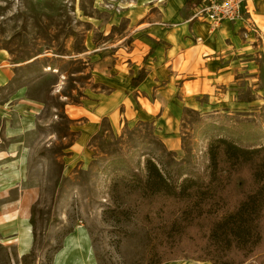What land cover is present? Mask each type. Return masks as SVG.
<instances>
[{
  "label": "rangeland",
  "instance_id": "374dc122",
  "mask_svg": "<svg viewBox=\"0 0 264 264\" xmlns=\"http://www.w3.org/2000/svg\"><path fill=\"white\" fill-rule=\"evenodd\" d=\"M130 3L0 0V52L13 72L11 84L0 91V159L5 158L0 160V264L20 261L15 246L4 239L7 212L35 193V264H52L77 228L87 232L96 264H154L153 248L161 259L166 253L172 258L162 264H212L197 261L202 242L196 231L189 233L194 240L187 238L172 253L159 249L165 244L155 238L171 212L156 216L157 204L144 206L127 178L131 170L144 172L149 158L157 164L163 160L172 172L179 165L202 169L211 127L264 135V59L258 60L251 87H240L231 107L184 111L182 149L176 153L150 123H125L114 131L106 120L102 136L75 148L99 98L113 96L117 87L108 68L120 49L128 52L131 46ZM112 162L126 171H113ZM115 198L131 207L126 217L113 210ZM135 202L141 203L138 213L131 206ZM152 207L156 215L149 218Z\"/></svg>",
  "mask_w": 264,
  "mask_h": 264
},
{
  "label": "crops",
  "instance_id": "0c3cea01",
  "mask_svg": "<svg viewBox=\"0 0 264 264\" xmlns=\"http://www.w3.org/2000/svg\"><path fill=\"white\" fill-rule=\"evenodd\" d=\"M186 1L131 0V46L128 52L120 49L108 68L117 87L113 96L99 98L80 129L75 148L98 135L106 120L114 131L125 123H150L165 147L176 153L182 149L181 116L185 110L231 107L238 89L250 86L251 77L261 66L258 60L264 59V0L246 4L252 31L243 22H224L212 30L206 20L193 19L196 7L188 8ZM8 61L0 52V91L13 80V72L4 66ZM143 66L146 77L133 87L131 82ZM38 197V193L28 194L20 208L7 212L12 219L8 217L2 223L9 232L4 239L15 246L20 259L34 246L30 218ZM91 256L89 236L77 228L52 264H96Z\"/></svg>",
  "mask_w": 264,
  "mask_h": 264
},
{
  "label": "trees",
  "instance_id": "16d2710c",
  "mask_svg": "<svg viewBox=\"0 0 264 264\" xmlns=\"http://www.w3.org/2000/svg\"><path fill=\"white\" fill-rule=\"evenodd\" d=\"M202 0H187L188 8L199 6ZM144 66L132 80L138 87L145 79ZM101 130L97 136H102ZM207 152L208 162L202 169L179 165L172 172L163 160L157 164L154 158L146 160L144 172H133L127 180L144 206L157 204L160 216L164 210L171 212L163 221L167 227L159 230L155 241L165 244L160 250L181 247L191 231H196L202 242L196 250L197 261L212 264H264V135L262 133H240L211 127ZM113 171H126L112 162ZM126 178V177H124ZM113 210L126 217L127 210L115 198ZM135 202V213L141 210ZM150 208V207H149ZM110 210V209H109ZM33 214L30 224L36 237V220ZM190 231V232H189ZM190 236V237H189ZM194 240V238H193ZM169 245V246H168ZM155 247V246H154ZM3 248L0 245V249ZM153 248L154 264H162L172 258L160 257ZM60 249L56 250L55 254ZM156 252V253H155ZM153 257V258H154ZM33 260L29 262V260ZM165 259V260H164ZM35 246L17 264H35Z\"/></svg>",
  "mask_w": 264,
  "mask_h": 264
},
{
  "label": "built area",
  "instance_id": "2783aa9c",
  "mask_svg": "<svg viewBox=\"0 0 264 264\" xmlns=\"http://www.w3.org/2000/svg\"><path fill=\"white\" fill-rule=\"evenodd\" d=\"M249 0H202L196 7L193 19L206 20L212 30L219 29L224 22L246 24L249 30L254 26L246 19V4ZM199 41V40H198Z\"/></svg>",
  "mask_w": 264,
  "mask_h": 264
},
{
  "label": "bare ground",
  "instance_id": "6f19581e",
  "mask_svg": "<svg viewBox=\"0 0 264 264\" xmlns=\"http://www.w3.org/2000/svg\"><path fill=\"white\" fill-rule=\"evenodd\" d=\"M151 2V1H150ZM149 3V2H148ZM48 70H50V69H48ZM23 211H24V208H23ZM199 264V263H198Z\"/></svg>",
  "mask_w": 264,
  "mask_h": 264
}]
</instances>
